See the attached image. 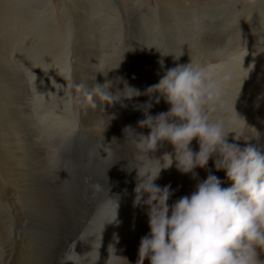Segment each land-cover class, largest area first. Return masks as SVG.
Masks as SVG:
<instances>
[{
    "label": "rangeland",
    "instance_id": "1",
    "mask_svg": "<svg viewBox=\"0 0 264 264\" xmlns=\"http://www.w3.org/2000/svg\"><path fill=\"white\" fill-rule=\"evenodd\" d=\"M190 61L211 66L222 85L210 117L246 120V135L264 149V0H0V123L4 117L18 120L14 129L3 124V132L22 145L15 132L20 126L28 146L41 151L38 159L44 163L37 159L36 168L42 185L57 189L55 200L62 209L74 204L67 210L71 217L89 213L92 218L104 208L122 211L135 198L137 133L148 131L137 126L143 119L137 106L148 98L133 97L136 104L130 106L123 98L130 94L127 86L144 93L165 70ZM106 82L104 90L119 95L118 102L110 106L97 100L96 108L88 106L86 125L77 111L82 93L76 86L91 89ZM168 107L161 102L151 114ZM192 147L198 150L195 141ZM64 149L80 162H63ZM209 167L215 172L211 161ZM215 174L224 179L223 172ZM157 184H170L175 200L189 194L195 181L173 167L161 173ZM5 188L0 177L4 218L9 215L2 204ZM85 201H90L86 209ZM139 214L146 216L135 207L127 215ZM64 227L59 224L60 231Z\"/></svg>",
    "mask_w": 264,
    "mask_h": 264
},
{
    "label": "clouds",
    "instance_id": "2",
    "mask_svg": "<svg viewBox=\"0 0 264 264\" xmlns=\"http://www.w3.org/2000/svg\"><path fill=\"white\" fill-rule=\"evenodd\" d=\"M107 83L91 89L77 85L82 93L77 99L92 108L97 100L111 106L118 100L110 88L104 90ZM127 88L125 99L148 98L137 106L143 112L137 126L148 131L137 133L138 166L132 170L133 207L146 215L149 232L140 238L135 264H264V149L246 135V120L210 117L222 92L211 66L177 63L144 93ZM161 102L167 111L152 115ZM173 167L195 181L189 194L175 200L170 184H157L161 173ZM106 264L132 262L109 245Z\"/></svg>",
    "mask_w": 264,
    "mask_h": 264
},
{
    "label": "bare ground",
    "instance_id": "3",
    "mask_svg": "<svg viewBox=\"0 0 264 264\" xmlns=\"http://www.w3.org/2000/svg\"><path fill=\"white\" fill-rule=\"evenodd\" d=\"M2 5L4 7V4ZM118 96L114 98L117 100ZM133 102L131 101L130 106L136 104ZM1 109L4 112V109ZM77 111H80V113L78 112L79 116L82 115L81 121L89 125L87 121L91 115L88 106L78 102ZM92 111L91 114H96L92 117L97 118V110ZM1 120L6 127L8 123L9 126L13 125V129L18 122L17 118L7 121L4 117ZM81 121L80 124H82ZM3 124L0 123V177L6 187L3 193V199L6 201H2V204L9 208V215L6 218L0 215V264H106L109 245H114L118 253L126 256L132 264H135L140 238L149 229L147 217H141L140 214L134 218L128 216L127 214L135 209L133 204L119 212L104 208L99 210V216L94 214L92 218L89 217V213L83 217L81 214V219L71 217L67 210L70 208L69 205L74 204L68 203L69 205L62 209L55 200L57 189L50 186L49 183V185H42L39 171L36 168L40 162L38 158L41 156V151L36 150L37 147L33 150L31 148L34 146L31 148L30 145L28 146V140L24 138V134L22 135L20 126L16 128L18 131L15 130V132L20 139L19 142L23 144L16 146L12 137L3 132ZM262 142L264 141L261 139L260 144ZM85 148L83 145V149ZM63 152L65 157L61 155L60 157L66 164L72 158H75L77 163L80 162V157L73 156L71 150L64 149ZM43 163L40 162V164ZM66 169L70 173V169ZM106 176L107 172L102 177ZM98 178L100 179V177ZM89 202L85 201V209L89 207ZM100 213H103L104 216H101ZM72 216L75 215L72 214ZM59 224L65 225L62 231L59 230Z\"/></svg>",
    "mask_w": 264,
    "mask_h": 264
}]
</instances>
